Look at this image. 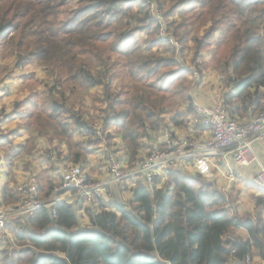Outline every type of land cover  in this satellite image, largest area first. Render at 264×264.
Wrapping results in <instances>:
<instances>
[{
	"label": "trees",
	"instance_id": "16d2710c",
	"mask_svg": "<svg viewBox=\"0 0 264 264\" xmlns=\"http://www.w3.org/2000/svg\"><path fill=\"white\" fill-rule=\"evenodd\" d=\"M134 2L136 0H0V62L6 56L14 57L10 61L11 71H18L17 73L22 75L24 84H27L26 88L30 91L25 100L16 103L10 116L20 115V120L31 121L32 128L38 130L68 111L67 106L53 100L50 105L42 109L49 112L47 117L42 112L37 114L36 109L40 107L38 98L42 87L34 81L33 72L23 73L29 66L43 64L49 59L48 48L33 46L45 32L53 37L59 32L69 42L80 41L75 56L77 64L86 59L89 51L94 54L107 51L127 57L135 50L140 33L154 35L151 40L146 41L148 47L145 51L153 55L160 54L157 67L174 65L175 61L168 60L161 51L168 45L165 36L154 34L156 29L153 25H156V22L151 19L152 17H149V21L148 15L136 17V25L131 31L120 33L117 41L110 48L105 49L104 46L113 36L111 29L123 17L134 12V7H137ZM169 3L167 18L173 19L179 9L178 15L183 21L176 23L173 19L172 23L175 24L177 31L187 30L182 36V42L187 44L189 40L199 41L196 44L197 49L207 48L210 43H215L216 58L223 60L225 69H231L233 75L228 76L225 81L230 89L223 96L232 106L229 110L230 117H243L248 112L253 115L263 110L264 31L249 29L237 37L236 32L233 31L236 25L230 23L225 15V9L230 6L238 9L242 16L247 9L259 7L260 0H227L226 3L225 0H169ZM213 4L215 7H212ZM68 5L71 9L65 11ZM145 5H140L135 10L143 12L146 9ZM53 24L59 26L55 31L52 29ZM201 29V36H197ZM195 59L194 54L193 61ZM150 62L149 59L145 60V63ZM146 66L145 64L141 67ZM41 69L45 71L43 67ZM213 69L216 71L214 66ZM190 73V70L176 69L175 72L169 73L161 84H147V88L141 84V81L149 79L154 74V70L142 76L138 75V72L132 73L135 80L126 82L114 93L108 108L109 110L120 108L134 99H140V103L133 104L130 110L106 117L105 128L110 126L125 128L133 112L142 113L144 121L153 120L158 112L155 109L146 110L148 102L152 99L148 90H152L153 93L166 92L168 87L164 84L180 79L182 76L188 81L185 86L188 87L190 84L192 88L193 81L187 77ZM48 77L49 73L46 74V80ZM113 79L115 76L110 77L109 83L104 85L106 93ZM67 80L70 86L71 82L78 81L80 88L76 97L77 106L82 102L83 107L87 109L84 98L89 96L92 101L95 93L90 89L98 86L101 81L93 80L88 72L83 70L67 76ZM45 81H41L40 84H44ZM231 90L233 93L230 92ZM66 95L71 93L67 92ZM124 96L128 99L121 98ZM183 105L186 107L185 112H182L184 109L175 110L177 106ZM18 109H25V111L21 112ZM29 109L31 111H28ZM170 112V123L174 127H187L186 116L193 114V101L190 95L183 97L182 100L177 98L172 103ZM160 114L167 115L165 112ZM74 123L77 130L87 124L82 118H77ZM65 125L66 122L57 127L63 128ZM140 127H143V124ZM48 131L49 133L53 131L50 124ZM19 132V127H16L0 147L12 144L13 140L19 138ZM142 136L146 137L147 134L144 133ZM125 138L134 141L135 131H129ZM53 144V148L44 150L45 154L56 152L59 158L76 165L81 164L83 157H88L96 151L99 140L76 145L80 149L77 151L73 148L71 154L66 143H56L53 138ZM138 147L140 151L143 149V144ZM29 148L27 143L14 145L7 155V166L12 168L14 160L32 151ZM111 150L118 154L116 149ZM168 177L171 189L169 190V186H166L162 192L155 191L150 194L145 186L138 184L131 201L138 204L135 213L117 204L113 211L102 213L94 218L93 222L99 225L98 228L81 227L74 233H65L64 229L50 228L43 234H15L16 240L25 241L39 250L35 256H28L27 253L32 249L23 247L12 249L9 255L20 253L21 255L16 257L17 260L25 261L26 264H157L150 253L143 250L145 246L150 248L156 245L163 254H166L168 264H228L232 260L237 264H245L248 257L264 261V239H262L264 224L260 222V212L256 213V221H253L251 217L246 219L229 217L231 208L224 206L227 203L226 199L213 182L200 181L199 178L182 175L179 170H171ZM39 189L42 191L40 186ZM5 191L4 195L7 199L4 204H10L9 200L16 202L11 191L8 189ZM256 203L258 208H262L264 199H258ZM100 207L105 208L103 205ZM56 211L65 224L75 222L74 215L68 206L56 207ZM117 213H120L119 217ZM141 213L143 216L140 215ZM29 219L31 222L46 220L47 213L43 210ZM118 220H123L126 227L135 231L131 246L124 242L127 237L121 241L114 239V236L118 234ZM239 228L248 232L249 239L220 240V236L225 231ZM50 241L64 244L65 251L60 252L57 248H52L48 245ZM253 248L259 251L252 252ZM7 258L6 256L5 259Z\"/></svg>",
	"mask_w": 264,
	"mask_h": 264
},
{
	"label": "clouds",
	"instance_id": "9594fccd",
	"mask_svg": "<svg viewBox=\"0 0 264 264\" xmlns=\"http://www.w3.org/2000/svg\"><path fill=\"white\" fill-rule=\"evenodd\" d=\"M226 2L227 0H225ZM148 3L151 5L150 8L144 9L143 12L134 10L133 13L123 17L120 22L114 25L111 29L113 36L104 47L105 49L110 48L117 41L120 33L130 32L132 27L136 25V17L148 15L155 17L158 23V29L157 24L153 25V28L156 29L154 34L170 38L166 49L161 51L168 57V60L175 61L174 65L157 67L160 54L156 53L153 55L145 51L148 47L146 41L152 37L144 33L139 34L135 50L127 57L111 54L107 51L95 54L89 51L86 59L79 64L76 63L75 56L80 41L73 40L69 42L59 32L54 37L45 32L43 37L38 38V43L33 45L34 47L43 46L50 50V54L47 53L49 59L43 64H33L30 68L24 69V71H33L43 67L49 73L48 79L41 86L42 92L38 98L40 107L36 109V113L42 112L47 117L49 112L42 109L50 105L53 100L67 106L68 111L57 119L46 123L38 130L33 129L31 126L32 122L28 120H20L4 128V133H7L9 128L19 127L23 136L19 140H13L12 144L0 147V160L7 157L15 144L27 143L32 151L26 152L17 161V164H23L25 161H34V163L24 173L21 172L19 167L8 170L0 169V171H10L15 174V178L10 180V189L13 198L16 200L14 207L7 208L0 214V264H10V262L11 264H26L25 261L17 260L16 257L21 255L20 253L9 255L12 249L29 247L32 250L27 253L28 256H35L39 250L25 241L16 240L14 238L16 233L43 234L50 228L64 229L65 233H74L81 227L98 228L99 225L93 222L94 218L102 213H109L114 210L100 207L101 203L109 204L113 201H118L129 212L135 213L138 204L131 203V201L138 184L144 185L150 194L155 191L162 192L166 186L170 187L169 177L166 175V170L168 169L179 170L182 175L198 177L200 181H203L208 177L202 174L200 159H205L210 167L218 173L219 169H216L215 165L219 162H226L235 155V152H217L216 148L209 147L220 140L219 136L216 137V141L211 139L210 133L203 136L191 134V138L186 139V136L190 134V127L188 132L181 133L169 124L168 120L171 115L170 108L172 103L177 98L182 100L183 97L191 95L195 91L190 84L188 87L185 86L188 81L183 76L180 79L165 83L164 86L168 87L166 92L153 93L152 90H148V94L152 99L148 102L146 110L155 109L158 112V115L153 120L144 121L142 113L133 112L125 128L120 129L115 126L105 128L106 117L124 110H130L133 104L140 103V99H134L131 103L120 108L114 110H109L108 108L114 93L126 82L135 80L132 73L138 72V75L142 76L144 73L154 70V74L149 79L141 81L145 88H147V84H161L169 73L181 68L191 70L190 79L193 82L202 73H206L209 65H213L218 73L217 79L213 83H224L228 76L233 75L230 68H224L223 60L216 58L215 51L217 46L215 43H210L207 48L197 49L196 44L199 41L189 40L187 44L182 42V36L187 30L177 31L172 20L164 18V12L167 11L170 4H165L163 0H148ZM212 7H215V5L213 4ZM225 15L230 23L236 25V29H233V31L236 32L237 37L249 29L264 31V0H260L259 7L247 9L242 16L239 14L238 9L230 6L225 9ZM166 26L168 27L167 31L165 30ZM58 27V25L53 24V31ZM194 54L196 55L195 61L192 59ZM146 59L151 62L145 63ZM145 64L147 66L142 68L141 66ZM79 70L88 72L93 80L101 81L98 86L90 89L91 92L95 93V96L92 99L91 106L87 109L83 107L82 102L77 106L76 97L80 88L78 81L71 82L70 86V82L67 80V76ZM12 75L15 76L16 73ZM113 76H115V79L111 81L106 93L104 85L109 83V78ZM113 81H116V84ZM19 84V81L8 79L3 84H0V87L11 85L15 89ZM67 92H70L71 95H66ZM121 98L128 99L126 96ZM231 107L230 105L229 108ZM18 111L23 112L25 109H18ZM28 111L31 110L29 109ZM161 112H165L167 115H162L160 114ZM223 114L225 120H227V110H224ZM260 114L264 116V110ZM77 118H82L86 121L88 127L94 130V135L84 134L83 129L77 130L74 123ZM0 119H3V117H0ZM188 121H191L192 124L196 123L191 116L187 117L185 123ZM65 122V127H57V125ZM240 122L244 123V121ZM251 122V117H249V127ZM49 124L53 130L51 133L48 131ZM141 124H143V127H140ZM233 127H235V124H233ZM133 130L135 131L136 139L130 141L125 137L129 131ZM227 130L231 132V128ZM173 132H176V137L170 139ZM144 133L147 134L146 137L142 136ZM53 138L56 143H66L69 148V154H71L73 148L77 151L80 149L76 145H84L88 141L97 139L99 144L96 146V152L92 157H83L81 164L73 165L71 168H65L59 164L56 159V153L51 152L52 161L55 162V170H53L52 165L41 163L45 155L44 150L54 147ZM234 138L239 139V137ZM141 144L151 145V148L147 152L138 151V145ZM172 145H177V150L166 154L167 149L172 147ZM185 145H191V149L184 151ZM113 147L120 148L117 156L111 154ZM236 151L239 150L237 149ZM208 157H213V159L208 160ZM182 158L190 159H187V163H185V159ZM248 163L251 164L252 162L249 161ZM154 165H159V167L153 170ZM81 167H83L84 171H80ZM260 171L264 172V169H260ZM129 176L132 177L131 181L122 180V177ZM154 176L159 177V182L153 185L151 181ZM85 177H90L89 182L81 184ZM16 180H20L21 183L19 185L16 184ZM2 183L3 178L0 177V184ZM69 184L76 185V190L67 192L62 196L57 195L60 188H67ZM21 186L24 188L23 195H19ZM38 186L42 188V191H37ZM223 191L227 194V189H223ZM227 196L228 202L224 206L232 208L231 194H227ZM149 198L151 199V195ZM0 199H3V197L0 196ZM60 201H63L64 205L69 207L70 212L74 215L75 222L70 224L63 222L62 217L56 211V205ZM41 206L47 213V219L31 222L29 217L33 215V210ZM233 209L228 213L229 217L237 215L238 211L241 216L250 214L253 221L257 219V209L250 205ZM140 215L143 216V213ZM119 216L120 213H117V217ZM17 217H19L18 220L16 219ZM260 222L264 224V215H261ZM117 224L118 234L114 236V239L121 241L124 237H127L124 242L131 246L135 231L130 227H126L123 220H118ZM109 234L112 235V233ZM226 239L245 240L249 239V234L243 229H229L220 236L221 241ZM48 245L52 248H57L60 252L65 251L62 243L50 241ZM132 247L134 250V246ZM143 250L149 252L157 264H168L166 254H163L156 245H152L150 248L145 246ZM257 251L259 249H252V252ZM6 256L8 257L7 259H5ZM247 264H253V261L248 260ZM255 264H264V261L257 258Z\"/></svg>",
	"mask_w": 264,
	"mask_h": 264
},
{
	"label": "built area",
	"instance_id": "2783aa9c",
	"mask_svg": "<svg viewBox=\"0 0 264 264\" xmlns=\"http://www.w3.org/2000/svg\"><path fill=\"white\" fill-rule=\"evenodd\" d=\"M191 72V70H190ZM191 75V73H190ZM200 75L194 82L193 87L198 85L201 82ZM5 80L8 79H0V84H3ZM200 85V84H199ZM12 86L11 85H4L3 87H0V117H3V119H0V145L5 140L7 136L12 133L16 129V127L9 128L7 133H4V128L7 125H11L13 123H16L17 121H20V115H18V118H16L17 114H14L12 117H10V114L13 112V109L16 105L14 100H8V97L10 95ZM229 107L224 102V97H217L211 106H202V105H195L193 104V110L196 114L201 127L205 130L207 134H211V139L216 141V137L219 136L220 140L217 141L216 144L210 145L211 148H216L217 152H235V155L233 157H230L226 162H219L215 165L216 169L222 168V163H224L225 166L222 169H227L229 172L226 174V179L229 181V183H233L235 181V176L233 170L230 168V166H226L228 161H231L232 164L239 168H247L249 167V161L254 160L253 156V146L254 144L258 142H264V116H261V111H258L251 117V126L249 127V119L241 123L236 118H232L229 115ZM224 110H227V120H225L224 117ZM264 110V109H263ZM233 124H235V127H233ZM231 128V132H229L227 129ZM81 129L84 130V134L90 135L91 133L94 135V130L88 125H84ZM215 129V131H213ZM176 137V132H173L170 136V139ZM234 137H239V139H236ZM191 137L186 136V139H190ZM20 138H17L16 140H19ZM203 143V141H201ZM22 144V143H21ZM18 145V144H15ZM143 146H148L151 148V145L143 144ZM114 150L116 149L117 152H120L119 147H113ZM191 149V145H185L184 151H189ZM239 151H236V150ZM177 150V145H172V147L167 149V153H171ZM53 152V151H52ZM96 152V151H95ZM95 152L91 155L93 156ZM56 153V152H55ZM111 154L113 156H117L115 151L111 150ZM150 154V153H149ZM5 157L3 160H0V169H5L6 163ZM56 159L57 162L61 165H63L65 168H71L74 164L68 163L67 160L59 158L58 154L56 153ZM185 159V163H187V159L190 158H182ZM213 157H208V160H212ZM120 162V161H117ZM42 163L48 164L51 163L53 170H55V162L52 161L51 154H45L44 159L42 160ZM199 163L202 165V174L206 175L208 178L206 180L211 181L214 178L215 171L210 167L209 163L205 159H200ZM159 165H154L153 170L155 168H158ZM110 170V169H109ZM172 169L166 170V175L168 176ZM80 171H84L83 167H81ZM2 172V171H0ZM138 175V173H137ZM34 178V177H33ZM90 177H85L84 180L81 181V184H86L89 182ZM147 179V178H145ZM122 180L131 181L132 177H122ZM159 182V177L154 176L152 178L151 183L154 185ZM20 180L18 181V185L20 184ZM252 183L255 187H257L260 190H264V172H257L253 178ZM144 186V185H143ZM228 191V188H225ZM76 185L69 184L67 188H60L57 192V195H64L67 192L75 191ZM170 190V189H169ZM37 191L39 192V186L37 187ZM222 195L225 197L226 202H228L227 194L225 191L219 190ZM24 188L21 186L19 188V195H23ZM16 205V202L13 204L5 205L2 203V200L0 199V214L3 213V211L7 208L14 207ZM64 205L63 201L58 202L56 207ZM100 205H103L105 208H112L113 209V202L109 204L101 203ZM115 205V204H114ZM44 208L41 206L40 208L33 210V215L29 218H33L37 213L43 211ZM16 219H19L17 217ZM21 234V233H16ZM251 260L253 261V264H255V260L253 258L248 257L245 260V264H247V261ZM236 263L234 260L230 261L228 264H234Z\"/></svg>",
	"mask_w": 264,
	"mask_h": 264
},
{
	"label": "crops",
	"instance_id": "0c3cea01",
	"mask_svg": "<svg viewBox=\"0 0 264 264\" xmlns=\"http://www.w3.org/2000/svg\"><path fill=\"white\" fill-rule=\"evenodd\" d=\"M23 73L26 74L28 72L24 71ZM215 74L216 73H214L213 75H210L208 78L203 77L202 83L200 85L198 86L196 85L195 87H192V89L195 90L193 94L190 95L192 98L193 104L202 105V106H211L213 104V101L217 97L219 96L223 97L224 94H226L229 91L230 88L227 87V89H223L221 86V83L219 84L213 83V81L217 79V76H216L217 74L216 75ZM10 79L13 81H19L20 84L17 85L15 89H13V87L11 88L8 100H14L16 101V103L19 101L25 100L26 97L29 95L30 91L26 90V91L21 92L22 89L20 88L22 86H23V89L24 87L26 88V86L24 85V81L22 79V75L18 73L17 78H13V79L10 78ZM230 92H232V90ZM190 115L192 114H187L186 119ZM253 115H250L248 112V114L243 115V117L235 116L233 118H236L239 121L246 122L249 119V117H252ZM16 118H18V115L16 116ZM192 118L194 119V117ZM186 124H187L186 125L187 127L185 128H187V130H189V127H190V134L188 135V137H191V134H198L199 136H203L207 134L205 130L201 127V124L199 121L197 122V125H192L191 121H188ZM22 136H23V133L20 131L19 138L21 139ZM253 156H254V160L247 168L236 167L232 164L231 161H228L226 166H230L235 176V181L232 184L229 183V181L226 179V174L229 171L227 169H222L224 168L223 166H225L224 163H222V168L219 169V172L214 173V178L213 180H211V182L215 184V187L217 188V190L228 188L227 194H231V204H232L231 210H234L233 208L239 209L241 206L250 205L253 208L257 209L256 213L260 212L261 215H264V206L262 208H258L257 203H256V200L264 199V190L258 189L252 183L253 176L257 172H259L260 169H264V142H258L254 144ZM29 162L30 161H25L26 164ZM25 163L17 164V160H14L12 168L19 167L21 169V172L24 173L27 171L28 168L32 166L33 162L29 163L30 166L25 165V170H24L23 166ZM12 168H9L7 164L5 165V170L12 169ZM0 177L3 178V183L0 184V196L3 197V199L1 200H2V203L4 204V201H6L7 199V197L4 195V193L6 192L5 190L8 189L11 191L10 180L15 178V174L10 171H2L0 172ZM18 181L19 180L15 181L16 184L18 183ZM8 203L13 204L15 203V201L9 200ZM117 204H121V203L118 201H113V206H114L113 209L116 207ZM5 205H8V204H5ZM235 216L240 219H246V218L251 217L250 214H245L244 216H241L238 211H237V215ZM239 229H242V228H239ZM239 229H236V230H239ZM254 260L256 261L257 259L254 258ZM234 264H237V263H234Z\"/></svg>",
	"mask_w": 264,
	"mask_h": 264
},
{
	"label": "rangeland",
	"instance_id": "374dc122",
	"mask_svg": "<svg viewBox=\"0 0 264 264\" xmlns=\"http://www.w3.org/2000/svg\"><path fill=\"white\" fill-rule=\"evenodd\" d=\"M163 2L165 3V4H170L169 3V0H163ZM134 4L138 7V6H140V5H144V4H146L145 6H146V8H150L151 7V5H150V3H148V0H136V2H134ZM70 5H71V3H70ZM70 5H68V7L66 8V10L65 11H68V10H70L71 9V6ZM148 6V7H147ZM137 7H134V10L135 9H137ZM169 8V7H168ZM168 8H167V11H168ZM167 11L166 12H164V18H167V16H166V14H167ZM178 11H179V9L177 10V14H176V16L174 17V19L176 20V23L177 22H181V21H183V19H182V17L181 16H179L178 14ZM68 14V13H67ZM65 16V15H64ZM64 16H63V18H64ZM149 17L150 16H148V20L150 21V19H149ZM151 18V17H150ZM152 20H154L155 22H156V24H157V21H156V19H155V17H152L151 18ZM168 19V18H167ZM170 20H173V19H170ZM166 31L168 30V27L166 26V29H165ZM201 34H202V29H201V31L200 32H198V34H197V36H201ZM152 38L154 37V35H150ZM151 38V39H152ZM150 39V40H151ZM165 40H166V42L169 44V40H170V38L168 37V36H165ZM149 41V40H148ZM14 59V57H9V56H6L4 59H3V61L1 60V62H0V79L1 78H3V79H10V78H17L18 77V71H15V72H12L11 71V65H12V63H10V61H12ZM192 59H193V57H192ZM31 66H29L28 68H30ZM27 72H33L34 73V75H35V82H37L40 86H42L43 84H40V82L41 81H45L46 80V74H48V73H46L45 71H43L41 68H39L38 70H33V71H27ZM13 73H16V75L15 76H13L12 74ZM214 73H216L217 74V72L213 69V66L212 65H209V67L206 69V73H202V77H201V82L199 83V84H201L202 83V79H203V77L204 78H208L210 75H213ZM215 74V75H216ZM37 76V77H36ZM216 76H218V75H216ZM44 79H43V78ZM188 78L190 77L191 78V75L189 76H187ZM114 84H116V81L114 82ZM198 84V85H199ZM25 86H27V84H24ZM197 85V86H198ZM34 86H35V83H34ZM221 86H222V88L223 89H227V85H226V83L224 82V83H221ZM20 89H22V91L21 92H23V91H26V90H28L27 88H25L24 87V89H23V86L20 88ZM36 89V88H35ZM29 91V90H28ZM191 97V96H190ZM91 99H90V97L89 96H86V98H84V104L86 105V106H88V108L90 107V105H91ZM224 102H225V104L229 107L230 106V104H228L226 101H225V99H224ZM15 103H16V101H15ZM176 109H179V110H183L184 109V111H182V112H185V110H186V107L183 105V106H177V108H175V110ZM228 109H230V108H228ZM191 117H194V119H195V121H196V123L195 124H192V125H197V122L199 121L198 120V118H197V116H196V114L194 113V110H193V114L192 115H190ZM168 122H169V124H171L172 125V127L173 128H176V129H178L181 133H185V132H188V130H187V128H185V127H174V125L172 124V123H170V116H169V120H168ZM19 144H21V143H19ZM29 149H31V148H29ZM148 149H150L148 146H143V149H141L140 151H145V152H147L148 151ZM92 155V154H91ZM91 155H89L88 157H91ZM23 156V155H22ZM20 158H21V156H19L16 160L18 161V160H20ZM31 162H33L34 163V161H30L29 163H31ZM29 163H25L24 164V166L26 165V166H30L29 165ZM23 166V169L25 170V167ZM196 178H198V177H196ZM169 189H171V187H169ZM101 206V205H100ZM15 235V234H14Z\"/></svg>",
	"mask_w": 264,
	"mask_h": 264
}]
</instances>
